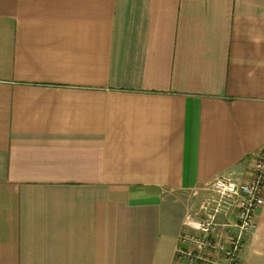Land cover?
<instances>
[{
	"label": "crops",
	"instance_id": "0c3cea01",
	"mask_svg": "<svg viewBox=\"0 0 264 264\" xmlns=\"http://www.w3.org/2000/svg\"><path fill=\"white\" fill-rule=\"evenodd\" d=\"M263 146L264 0H0V264H207L186 215Z\"/></svg>",
	"mask_w": 264,
	"mask_h": 264
},
{
	"label": "built area",
	"instance_id": "2783aa9c",
	"mask_svg": "<svg viewBox=\"0 0 264 264\" xmlns=\"http://www.w3.org/2000/svg\"><path fill=\"white\" fill-rule=\"evenodd\" d=\"M199 212L188 213L179 236L177 254L189 263L240 264L247 234L255 227L264 193V146L256 154L248 180L238 183L218 177ZM233 207L237 210L231 217ZM228 217L222 221V217ZM220 227L227 228L223 237Z\"/></svg>",
	"mask_w": 264,
	"mask_h": 264
}]
</instances>
